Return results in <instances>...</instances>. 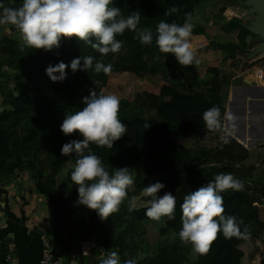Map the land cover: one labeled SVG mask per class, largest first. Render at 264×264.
<instances>
[{"label": "trees", "instance_id": "trees-1", "mask_svg": "<svg viewBox=\"0 0 264 264\" xmlns=\"http://www.w3.org/2000/svg\"><path fill=\"white\" fill-rule=\"evenodd\" d=\"M0 3L18 7L22 0H0ZM200 3L201 0H113L109 7L120 8L123 17L127 18L134 12L140 14L139 27L153 32V42L150 46L142 45L135 38L136 34L126 29L123 35L116 37L123 41L120 52L106 56L76 37H62L59 48L54 47L51 51L27 46L21 48L19 30L14 25L0 26V198L6 195L4 183L22 172L31 173L37 182L45 178L40 185L44 195H51L58 184L64 194L75 196L77 185L72 182L71 173L77 157L74 152L61 155V149L65 143L82 140L83 137L78 132L69 136L61 132L65 115L82 110V98L90 95V89L105 93L111 77L124 75L145 80L158 86V91L142 90L131 98L119 99V119L127 126L126 134L113 143L112 149L89 145L90 153L101 159L110 175L118 168L127 167L134 178V186L128 189L127 198L119 211L106 220L99 215L96 218L94 224L101 234L97 245L104 246V253L101 249L99 252L106 255L117 252L121 264L127 259H135L137 264H212L196 253L191 244L182 256L177 253L182 228L181 205L186 195L205 186L215 175L231 173L244 182V189H229L221 193L224 214L235 216L238 221L243 220L241 230L248 225L250 239H226L221 232L212 244L218 249L219 264H229V260L241 264L245 257L244 245L255 240L264 241V144L248 149L243 147L247 143L238 137H235L236 141L243 146L236 141L225 143L219 140L225 136L223 130L208 131L203 114L217 106L223 121L226 92L232 76L217 67H208L199 76L193 65L181 66L174 54L160 52L155 43L156 28L161 21L182 25L185 13H190L193 21ZM173 6L180 11L165 15L167 9ZM224 10H220V19L211 25L218 27L222 36L227 37L226 41L213 40L204 24L194 23L192 36L207 40V44L199 48L200 52L221 53L223 62L237 72L259 66L264 58L248 62L242 56V53L252 51L259 42V37L247 29L250 20L242 16L222 18ZM14 33H19L20 37H13ZM92 42L97 41L92 38ZM84 56L95 58L93 68L73 72L71 61ZM61 61L69 66L66 78L53 82L46 74V68ZM96 61L111 64L112 72L107 75L95 72ZM80 68H83V59ZM55 75L59 76V73ZM96 81H100L98 86ZM139 121L150 125L146 155L135 127ZM89 150H85V154H89ZM57 154L71 165L59 183L52 169ZM156 182L165 185L159 196L166 192L175 196V219L162 217L156 237H151L147 225L158 221L145 215L147 201L151 197L143 196L142 190ZM136 201L141 204L135 205ZM130 207L133 211H129ZM77 208L80 211L87 209L79 203ZM5 213H9L8 210ZM8 218V227L3 230L27 229L26 217L20 218L19 228L13 215L8 214ZM86 221L81 217L69 230L67 226H60L59 230L64 235H71L80 232ZM87 227V239L92 240L98 233L89 224ZM33 230L43 248L36 262L39 264L45 251L43 229L36 227ZM13 252L16 253L15 247ZM7 253L9 249L4 261ZM255 257L256 254L251 253L249 262ZM258 264H264V255Z\"/></svg>", "mask_w": 264, "mask_h": 264}, {"label": "clouds", "instance_id": "clouds-1", "mask_svg": "<svg viewBox=\"0 0 264 264\" xmlns=\"http://www.w3.org/2000/svg\"><path fill=\"white\" fill-rule=\"evenodd\" d=\"M113 0H22L18 7H8L0 3V26L14 25L21 34V48L27 46L35 49L51 51L59 48L62 37H76L89 44L92 49L102 56L109 53H119L123 41L117 40V35H123L125 30L134 32L135 38L142 45L150 46L153 42V32L139 27L140 14L134 12L127 18L123 17L118 7H109ZM178 7H170L165 15L178 13ZM182 25L175 22L161 21L156 28L155 43L160 52L175 55L181 66H192L200 63L191 43L194 24L190 13H185ZM95 38L96 43L92 42ZM83 59V68H80ZM94 57L84 56L71 61L73 72L93 68ZM159 60V57H156ZM69 66L62 61L55 66L49 65L46 74L53 81H62L66 78V68ZM113 66L96 61L94 71L111 73ZM59 73V76L55 75ZM100 81H96L98 86ZM90 95L82 98V110L74 114H66L60 126L61 132L66 135L79 133L82 140H72L65 143L61 155L75 153L76 164L71 173L72 182L77 185L78 203L95 210L102 220H106L120 209V205L127 198L128 189L134 186V178L130 168H118L109 174L101 159L90 153L89 145L113 148V143L121 139L127 132V126L119 119L120 100L116 95L99 93L90 89ZM229 121L235 117L228 115ZM203 120L208 131L223 130V121L219 107L213 106L203 114ZM145 129L150 127L144 125ZM225 143L227 138L220 137ZM89 150V154H85ZM165 185L153 183L142 190V195L151 197L147 201L145 215L154 221H161L162 217L168 220L175 219L176 199L171 192L163 196L158 193ZM242 191L244 182L231 173H220L213 177L205 186L199 187L184 197L181 205L182 228L179 238L184 244H191L193 250L201 255L207 254L211 244L223 233L226 239L233 237L249 240L251 230L238 221L235 216H226L223 207L222 192L227 190ZM133 211V208H129ZM100 264H121L117 252L113 251ZM123 264H137L135 259H127Z\"/></svg>", "mask_w": 264, "mask_h": 264}, {"label": "rangeland", "instance_id": "rangeland-1", "mask_svg": "<svg viewBox=\"0 0 264 264\" xmlns=\"http://www.w3.org/2000/svg\"><path fill=\"white\" fill-rule=\"evenodd\" d=\"M222 8L225 9L224 13L222 14V18L242 16L249 19L250 21H253L255 17V13H252L250 11L251 7L248 6L246 0H201V3L196 8L197 15L192 22L193 24H204L205 28L210 33L211 38L215 41H226L227 39L226 36H222L223 34L220 33L218 27L211 25L212 22L220 19L219 12ZM12 36L18 39L20 37V34L14 33L12 34ZM191 43L193 49L196 52L197 58L200 61L198 65H193L199 76H202L206 69H208V67H217L223 73L230 74L232 78L238 73L232 67L228 66L227 63L223 62L221 53L213 51L200 52L199 48L207 44V40H205L204 38H202V41H195L191 39ZM260 56L263 55H258L257 58H259ZM240 73H242V71ZM231 81L232 84L242 83L241 78L236 81L232 79ZM109 83V89H105V94L116 95L119 99L131 98L136 92L142 90L149 92L158 91V86H153L148 81H140L124 75L111 77ZM230 85L231 84H229L227 88L226 102L224 105L225 114L223 118V133L225 137L229 134L234 135V133L229 129V126H227L228 122L225 118L226 113L229 110L227 106V100L231 93ZM145 124L146 123L142 121L135 123V127L137 128L140 135L142 147L145 151L144 155H146V152H148L146 150L149 148V138H147L148 128L145 129ZM219 140H221V138H219ZM243 147L248 149L250 148L247 146ZM70 168V163L66 161V159L62 158L60 154H57L55 156V164L53 165L52 169L56 173L58 183ZM18 179L22 180V182L19 183L17 181ZM44 180L45 178L42 177L38 182L34 181L31 173L22 172L18 173L14 176V178L7 181L4 186L9 190V193L6 192V195L9 194L8 198H11L10 206L12 210L19 215L22 212L21 205H26L23 208V211L27 215L35 214V217L37 216L33 220V222L36 225L40 224L42 226L44 237H46L47 230L49 228V230H59L60 226H67V230H69V227L76 220L84 217L85 219H87V221L85 222L84 228L80 232H76L71 235H64L62 233L63 235L61 236V239L69 249V256L67 255L68 257L64 264H100V260L108 256L106 254H103L104 252L102 250L104 246H98L96 241L91 242L87 239L88 224L91 226V228H94L96 233H98L95 237H101V234L98 231L99 229L96 228L94 224L96 222V218L98 217L97 212L87 207L85 211L78 210V193L75 196L70 197L69 195L63 193L58 184L57 189H55V191L51 195L42 194L40 185L42 182H44ZM138 204H141V202L136 201L135 205ZM159 225H161L160 221L153 222L147 225L149 236L156 237V231ZM53 245L54 244L52 242L50 249H53ZM188 245L189 244L182 243L179 239V243L177 245V247H179V251L177 253L182 256L186 251ZM260 247L261 245H258V243L255 244L254 241L244 245L242 249L243 251H245L246 256L244 257V259H242L241 264H257L256 258L253 262H249V255L251 253H254V251H257ZM99 249H101V252L103 253H100ZM203 256L209 259L212 264H219L218 249L215 245L211 244L209 252L207 254H204ZM229 264L238 263L229 260Z\"/></svg>", "mask_w": 264, "mask_h": 264}, {"label": "crops", "instance_id": "crops-1", "mask_svg": "<svg viewBox=\"0 0 264 264\" xmlns=\"http://www.w3.org/2000/svg\"><path fill=\"white\" fill-rule=\"evenodd\" d=\"M202 38L203 37L199 36L191 37V39L195 41H202ZM262 55L263 56H260L259 58H264V54ZM256 68L258 67L253 66L245 71H242V73L238 72L232 78L234 81L241 78L242 81V83H231V93L227 100V106L229 108L228 115L234 116L235 120L229 121L225 116L228 122L227 126H229V129L234 133V135L232 134L234 138H240L243 142L247 143L246 146L250 148L264 144V80L261 83L254 81ZM17 181L19 183L22 182V180L19 179ZM3 189L9 193V190L4 185ZM8 196L9 194L0 198V264H6L4 258L7 249H9V253L7 254L12 258L11 261L8 262L9 264H36L40 253L43 251V248L39 244V240L35 236L36 233L33 229L36 227L41 229L42 226L40 224L36 225L33 222V220L37 217H35V214H25L23 208L26 205H21L22 212L19 215L13 211L10 206L11 198H8ZM6 210H8L9 213H5ZM8 214L13 215L15 220H18L16 223L17 228H19L20 218L26 217L27 229L3 230L8 227ZM49 229L47 230L46 237H42L48 239L49 246H51L53 242L54 245L52 247L53 249L51 250L65 263L67 257L69 256V249L61 239L63 234L60 230L56 229V231ZM98 240V237H94V239L90 241L97 242ZM257 243L258 245H261L257 251H254L258 264L260 257L264 255V242L255 240V244ZM14 247L16 249V253L13 252Z\"/></svg>", "mask_w": 264, "mask_h": 264}, {"label": "water", "instance_id": "water-1", "mask_svg": "<svg viewBox=\"0 0 264 264\" xmlns=\"http://www.w3.org/2000/svg\"><path fill=\"white\" fill-rule=\"evenodd\" d=\"M251 12L255 13L253 21H250L247 29L254 35L259 37L256 47L248 52L242 53V56L248 61H254L258 55L264 54V0H246ZM227 142L235 141L233 135H227Z\"/></svg>", "mask_w": 264, "mask_h": 264}, {"label": "built area", "instance_id": "built-area-1", "mask_svg": "<svg viewBox=\"0 0 264 264\" xmlns=\"http://www.w3.org/2000/svg\"><path fill=\"white\" fill-rule=\"evenodd\" d=\"M263 80H264V61L258 68L255 69V80L254 81L261 83L263 82ZM42 245L45 248V251L41 259L39 260V264H64V262L50 249L49 241L47 238L42 239ZM11 259H12L11 256L7 255L5 261L10 262Z\"/></svg>", "mask_w": 264, "mask_h": 264}, {"label": "bare ground", "instance_id": "bare-ground-1", "mask_svg": "<svg viewBox=\"0 0 264 264\" xmlns=\"http://www.w3.org/2000/svg\"><path fill=\"white\" fill-rule=\"evenodd\" d=\"M229 111V110H228ZM228 111H227V113H226V117L228 116ZM243 142V141H242ZM245 143V142H244Z\"/></svg>", "mask_w": 264, "mask_h": 264}]
</instances>
